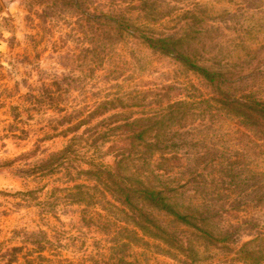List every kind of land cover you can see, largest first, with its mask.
<instances>
[{
	"label": "rangeland",
	"instance_id": "obj_1",
	"mask_svg": "<svg viewBox=\"0 0 264 264\" xmlns=\"http://www.w3.org/2000/svg\"><path fill=\"white\" fill-rule=\"evenodd\" d=\"M107 1L0 0V264L102 262L110 236L81 219L82 206L56 203L49 192L63 195L65 167L76 173L91 153L113 165L120 144L105 126L119 118L98 123L86 116L97 98L119 88L161 93V106L192 101L195 114L170 141L183 163L172 176L200 199L220 245L231 248L209 252L199 264H247L233 248L264 235V122L200 102L196 90L207 96L206 84L185 72L175 53L98 48L89 21ZM155 2L160 21L185 27L196 70L227 69L230 83L264 94V0ZM59 131L82 142L60 169L50 164L67 143ZM123 250L115 249L116 261ZM163 255L152 264H181Z\"/></svg>",
	"mask_w": 264,
	"mask_h": 264
},
{
	"label": "trees",
	"instance_id": "obj_2",
	"mask_svg": "<svg viewBox=\"0 0 264 264\" xmlns=\"http://www.w3.org/2000/svg\"><path fill=\"white\" fill-rule=\"evenodd\" d=\"M160 6L155 0L107 1L103 7L106 11L101 10L94 21H89L97 47L104 52L143 50L149 57L175 53L182 57L179 63L185 72L199 75L206 84L208 97L196 90L200 102L225 116L264 122L262 91L230 83L227 69L196 70L191 47L184 41L185 27H169L160 21ZM131 40L139 41V45L132 49L128 45ZM137 63L132 67L139 70ZM161 97L164 95L153 90L119 88L97 98L87 118L97 117L98 123L119 118L105 126L106 131H116L114 142L120 144L113 153V165L96 161L91 153L76 173L65 167L63 175L68 185L62 189L63 195H57L56 189L49 192L56 203L82 206L81 219L110 236L99 264H152L154 256L160 254L181 264H199L209 252L231 250L220 245L222 235L206 218L200 199L185 194L172 176L183 163L170 141L177 134L175 127L188 125L196 112L194 104L179 100L161 106ZM154 101L157 107L151 108ZM68 132L56 133L67 143L50 160L55 168H62L76 147L82 146L80 136L69 137ZM258 132L264 137V131ZM115 249H124L117 261ZM126 249L129 262L123 259ZM233 251L247 264H264V235ZM42 262L62 264L47 258H40L36 264Z\"/></svg>",
	"mask_w": 264,
	"mask_h": 264
}]
</instances>
